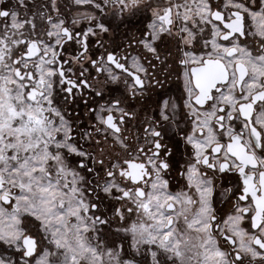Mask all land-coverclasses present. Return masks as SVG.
Instances as JSON below:
<instances>
[{
    "label": "snow or ice",
    "instance_id": "1",
    "mask_svg": "<svg viewBox=\"0 0 264 264\" xmlns=\"http://www.w3.org/2000/svg\"><path fill=\"white\" fill-rule=\"evenodd\" d=\"M0 264H264V0H0Z\"/></svg>",
    "mask_w": 264,
    "mask_h": 264
}]
</instances>
